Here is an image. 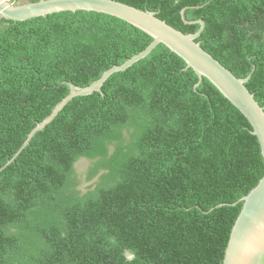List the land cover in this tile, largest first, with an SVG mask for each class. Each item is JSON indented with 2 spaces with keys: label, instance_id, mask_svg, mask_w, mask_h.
Wrapping results in <instances>:
<instances>
[{
  "label": "trees",
  "instance_id": "16d2710c",
  "mask_svg": "<svg viewBox=\"0 0 264 264\" xmlns=\"http://www.w3.org/2000/svg\"><path fill=\"white\" fill-rule=\"evenodd\" d=\"M36 0H14L26 3ZM184 33L264 107V0H118ZM152 37L118 17H0V167L70 88ZM163 43L103 94L75 96L0 171V264H222L246 195L264 174L246 117ZM89 161L85 189L75 164ZM219 203H226L216 206ZM211 209V210H210Z\"/></svg>",
  "mask_w": 264,
  "mask_h": 264
},
{
  "label": "water",
  "instance_id": "95a60500",
  "mask_svg": "<svg viewBox=\"0 0 264 264\" xmlns=\"http://www.w3.org/2000/svg\"><path fill=\"white\" fill-rule=\"evenodd\" d=\"M77 10L101 12L118 17L147 32L152 41L123 63L106 69L99 78L86 86L67 81L70 88L67 95L56 103L48 115L36 123L18 150L0 167V171L15 160L34 134L43 130L73 97L89 95L95 91L103 94L102 86L111 74L123 71L146 57L159 43H163L171 52L180 56L186 63L185 68L191 67L195 71L199 78L195 88L202 78L206 77L246 117L251 126V133L258 140L264 161V107L246 87L245 83L251 73L245 77H237L201 47L200 41L195 39L203 31L205 22L201 18L186 20V7L181 10V17L185 23H200L196 32L184 33L159 18L158 11L140 9L118 0H36L26 3L0 0V17L13 21ZM238 202H242V207L231 228L222 264H264V174L246 195L231 204ZM224 204L226 203L216 206Z\"/></svg>",
  "mask_w": 264,
  "mask_h": 264
},
{
  "label": "rangeland",
  "instance_id": "374dc122",
  "mask_svg": "<svg viewBox=\"0 0 264 264\" xmlns=\"http://www.w3.org/2000/svg\"><path fill=\"white\" fill-rule=\"evenodd\" d=\"M89 161L87 159H80L76 164L75 168L78 175L79 183L77 185V188L82 191L85 189L86 185H88L90 182L85 180V171L87 169Z\"/></svg>",
  "mask_w": 264,
  "mask_h": 264
},
{
  "label": "built area",
  "instance_id": "2783aa9c",
  "mask_svg": "<svg viewBox=\"0 0 264 264\" xmlns=\"http://www.w3.org/2000/svg\"><path fill=\"white\" fill-rule=\"evenodd\" d=\"M6 1H9V2H11V3H14V0H6Z\"/></svg>",
  "mask_w": 264,
  "mask_h": 264
},
{
  "label": "clouds",
  "instance_id": "9594fccd",
  "mask_svg": "<svg viewBox=\"0 0 264 264\" xmlns=\"http://www.w3.org/2000/svg\"><path fill=\"white\" fill-rule=\"evenodd\" d=\"M15 3V2H14Z\"/></svg>",
  "mask_w": 264,
  "mask_h": 264
}]
</instances>
